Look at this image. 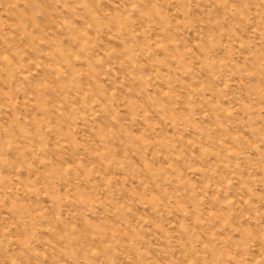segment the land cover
I'll use <instances>...</instances> for the list:
<instances>
[{
  "label": "rangeland",
  "instance_id": "374dc122",
  "mask_svg": "<svg viewBox=\"0 0 264 264\" xmlns=\"http://www.w3.org/2000/svg\"><path fill=\"white\" fill-rule=\"evenodd\" d=\"M0 264H264V0H0Z\"/></svg>",
  "mask_w": 264,
  "mask_h": 264
}]
</instances>
